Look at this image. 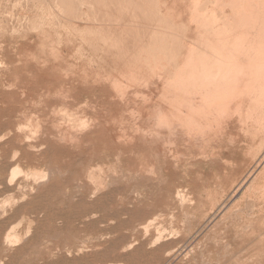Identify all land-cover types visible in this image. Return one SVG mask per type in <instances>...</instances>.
<instances>
[{
    "label": "bare ground",
    "instance_id": "1",
    "mask_svg": "<svg viewBox=\"0 0 264 264\" xmlns=\"http://www.w3.org/2000/svg\"><path fill=\"white\" fill-rule=\"evenodd\" d=\"M23 3L25 12L16 16L18 20L13 16L16 21L13 28L24 41L19 48L30 51L24 54L23 65L17 66L16 71L22 69L29 73L28 80L42 83L40 97H63L64 108L52 109L51 122L25 116L28 123H18L14 134L9 129L0 133V144L10 140L18 145L21 161L42 160L45 167L24 170L20 164L13 166L17 155L12 154V168L6 178L9 186L20 175L34 184L59 175L60 170L51 168L49 159L55 152L57 156L71 152L78 158L83 179L76 195L96 201L122 191L130 190V196L139 194L134 188L137 184L146 189L163 186L165 177L179 171L185 172L187 183L197 189L199 180L192 177V169L216 161L228 169L231 163L225 154L231 148L243 154L245 169L249 165L261 166L264 173V0H24ZM95 4L98 11L93 12ZM83 7L90 10L85 19L81 18L85 13ZM8 14L10 17L12 13ZM78 14L80 19L71 24L69 16L78 17ZM12 45L9 43L4 48L0 42L1 53L9 57ZM60 85H70V92L74 90L71 101H67V92L55 89ZM99 91L108 97L104 106L89 105L93 114L79 118L86 111L78 97ZM127 115L132 119L130 122ZM134 120L145 123L138 126ZM27 128L32 136L24 133ZM38 133L44 142L36 145L32 141ZM87 142L91 151L85 157ZM147 152L154 153V162H149ZM225 170L224 183L231 186V176ZM248 172H243L241 186L253 176V172L249 175ZM257 178L251 182L250 189L255 188ZM25 188L30 196L36 194L34 187ZM188 192L180 187L174 190L181 211L187 210ZM23 197L25 201L27 197ZM7 201L8 205L10 201ZM140 204L108 210L149 211L157 215L164 208L171 209L157 203ZM196 206L191 203L188 209ZM101 211L107 210L98 209L96 213ZM155 222L156 219H151L145 228L149 229ZM13 235L4 237L5 244L18 241L19 234Z\"/></svg>",
    "mask_w": 264,
    "mask_h": 264
},
{
    "label": "rangeland",
    "instance_id": "2",
    "mask_svg": "<svg viewBox=\"0 0 264 264\" xmlns=\"http://www.w3.org/2000/svg\"><path fill=\"white\" fill-rule=\"evenodd\" d=\"M2 1H0L2 3L0 4V14L5 16H0L1 23H3L2 27L0 26L2 28L0 29V31L2 30L0 42L5 46L4 48L9 43L14 45L9 46V57H6L0 51V63H3L0 65V133H6L7 129H9L14 134L18 123L22 125L28 123L25 120V116L40 117L41 120L51 122L53 116L50 112H52L53 108L58 110L64 108L62 105L64 98L48 99L40 97L44 87L42 83L28 80L29 73L27 74L22 69L16 71L17 66L21 68L23 65L24 54L30 51V49L22 50L19 48L24 41L20 40L18 35L16 36L18 32L15 34L17 30L13 28L15 26L14 22H16L13 16L16 18V16H22L25 12L24 0H21V3L20 0L18 2L8 0L9 6L13 3L8 10H6L9 7L6 4L7 0ZM3 4H5V9H1ZM18 4L20 5L19 7ZM21 5L23 6L21 7ZM95 6L92 7L93 12L98 11V6L96 4ZM87 7L82 8L85 13L90 11H86ZM94 9L97 10L94 11ZM12 10H14V14ZM8 13H12V17H9ZM85 13L84 15L86 16L81 14V18L85 19L88 17L89 14ZM79 14L77 15L78 17L75 15V17H71L70 15L69 22L71 24L77 22L80 19ZM91 16L93 17V14ZM91 16L89 17L90 19L92 18ZM2 18L6 24L11 19L13 20L6 25ZM4 18L6 20L11 19L5 21ZM70 19L72 20L70 21ZM12 21L13 23H11ZM3 26L5 29L7 28L6 32L3 31L5 30ZM179 28L181 29V26ZM9 31L14 32V34ZM178 34H182V32ZM96 42L101 44L98 40ZM5 67L10 68V70ZM70 88V85L55 87L56 90L62 89L68 93L67 98L69 99L67 101H71L74 96V90L72 89L70 92ZM78 98L81 106L86 111V114L82 113L79 116L81 118L85 115L91 116L93 114L88 109L89 105H96L101 108L108 97L99 91L98 93ZM38 102L41 103L38 104ZM25 103L27 104L25 105ZM33 104L37 105L34 106ZM111 116L115 117L113 113H111ZM126 119L129 122L132 120L129 115L126 116ZM143 121L134 120L138 126L144 125L145 121ZM5 123H9V125L6 126ZM47 126V129L51 131L50 123H47ZM28 130L30 131L28 128L24 131L26 135L32 133L31 131L29 133ZM29 136H32V134ZM36 136L37 140L35 139ZM35 137L33 136L34 141H32L34 144L39 145L44 142L41 133L40 135L39 133L38 135L36 134ZM89 146L90 142H87L84 148L85 157L90 154L91 149ZM229 150L225 154L226 160L231 163V166L226 169L227 171L225 170V164L221 161L208 163L207 165H197L192 169V177H197L199 180L200 187L197 189L187 183V179L184 176L185 172L179 171L170 177H165L166 183L163 186L146 189L141 184H137L134 188L139 194L130 196V190L129 192L122 191V194L117 196H108L96 201V199L89 200L87 197L83 198L80 195H76L78 194V189L76 188L83 179V167L80 162H77L78 158H75V155L71 152H66L61 154V156H57L56 152L50 155L51 168L60 170V173L59 175L55 174L52 178L50 177L48 182L34 184L33 180H24L25 177L20 175L15 184L9 186L6 183V178L12 165L20 164L19 166L24 170L30 168L43 170L45 167L42 160L37 162L21 161L20 155L22 153L19 152L18 145L13 141L7 140L0 144V263L264 264V173L261 172L263 167H251L249 165L245 169L246 159L243 154L236 153L234 148ZM147 153L149 162H154L156 160L153 156L154 153ZM12 154L17 155V161L12 162V165H10ZM5 167L8 169L5 170ZM224 170L231 176V186H226L224 183L226 180ZM249 170L253 172V176L249 178L245 186H241L239 181L244 174L243 172ZM250 172H248V175ZM257 176L255 188L250 189L251 182ZM203 183L205 184L203 185ZM26 186L28 187L27 190L34 187L36 194L30 196L29 192L26 191ZM239 186L240 188H237ZM73 187L75 190H73ZM178 187L190 191L188 192L189 199L185 205L186 211H181L179 208L180 200L174 199L173 193ZM25 191L28 195L25 194ZM23 195L27 197L25 201H23ZM170 195H172V199L169 198ZM13 200L15 201L13 202ZM6 201L11 203H8L9 207ZM110 202L111 204H109ZM152 203L161 204L162 206L168 205L171 209L166 210L164 208V211L157 215L149 211L126 213L108 210L114 206L125 205L126 208H129L136 204L149 205ZM191 203L193 206L196 204V208L188 209ZM103 208H106L107 211L96 213L98 209ZM170 215H172L173 219H171ZM151 219H156V222L149 229H146L145 226ZM11 225V228L15 227L13 230H9ZM18 225L19 227H17ZM158 225H160V228H158ZM169 226L172 227L170 228ZM143 228H145V232ZM162 230L163 233L161 232ZM172 232L178 234L174 233L171 236ZM13 234L15 236L19 234L16 236L20 237L16 238L18 241L16 243L12 242L13 245L7 241L5 244L4 239L6 240L9 235V237H14ZM5 236L6 238H4ZM155 236L159 238L158 242ZM129 246L130 248H128ZM200 253L202 256H200Z\"/></svg>",
    "mask_w": 264,
    "mask_h": 264
}]
</instances>
